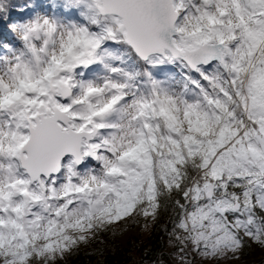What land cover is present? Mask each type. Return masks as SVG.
Wrapping results in <instances>:
<instances>
[{"label":"snow or ice","instance_id":"snow-or-ice-1","mask_svg":"<svg viewBox=\"0 0 264 264\" xmlns=\"http://www.w3.org/2000/svg\"><path fill=\"white\" fill-rule=\"evenodd\" d=\"M162 210L177 264L264 251V0H0V264Z\"/></svg>","mask_w":264,"mask_h":264},{"label":"trees","instance_id":"trees-1","mask_svg":"<svg viewBox=\"0 0 264 264\" xmlns=\"http://www.w3.org/2000/svg\"><path fill=\"white\" fill-rule=\"evenodd\" d=\"M23 4L24 0H17ZM169 211H161V215L155 221L151 234L144 242L145 246L141 251V258L148 259L149 262H156L162 254V239L170 230L171 224ZM95 241V240H94ZM101 255L104 264H136L126 248L115 243L111 236L102 234L93 245L81 246L78 250L68 255L66 259L58 261L57 264H92L95 256ZM133 260V261H132ZM241 264H264V251L250 244L244 249Z\"/></svg>","mask_w":264,"mask_h":264},{"label":"rangeland","instance_id":"rangeland-1","mask_svg":"<svg viewBox=\"0 0 264 264\" xmlns=\"http://www.w3.org/2000/svg\"><path fill=\"white\" fill-rule=\"evenodd\" d=\"M154 223L155 221H149L147 223V227L144 226L145 222L143 220H140L138 223L134 225L120 224L117 225L114 231L106 232L104 233V235L111 236L112 240L115 243L119 244L123 248H126L129 254H131L136 264H177V262L173 259L171 255L174 249L169 243V236L167 233L164 235L162 239V248H163L161 251L162 254L156 262H149L148 259L143 260V258H141L140 250H142L143 245L145 244L144 242L151 234ZM95 242L96 240L83 246L93 245ZM255 247L260 249L256 245ZM66 258L67 256L64 259ZM91 263L104 264V259L101 255H97L95 256V258ZM241 263H242V255L239 259H227L216 262V264H241ZM194 264H210V262L208 261L201 262L199 258H197Z\"/></svg>","mask_w":264,"mask_h":264}]
</instances>
